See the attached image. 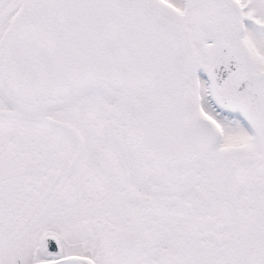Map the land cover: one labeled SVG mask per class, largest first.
Returning a JSON list of instances; mask_svg holds the SVG:
<instances>
[{
  "label": "snow or ice",
  "instance_id": "6c2138e0",
  "mask_svg": "<svg viewBox=\"0 0 264 264\" xmlns=\"http://www.w3.org/2000/svg\"><path fill=\"white\" fill-rule=\"evenodd\" d=\"M0 264H264V0H0Z\"/></svg>",
  "mask_w": 264,
  "mask_h": 264
}]
</instances>
